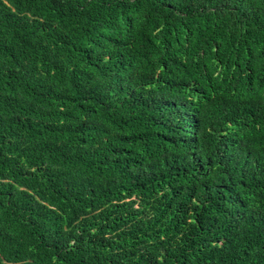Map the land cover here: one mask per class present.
Segmentation results:
<instances>
[{"label":"trees","instance_id":"obj_1","mask_svg":"<svg viewBox=\"0 0 264 264\" xmlns=\"http://www.w3.org/2000/svg\"><path fill=\"white\" fill-rule=\"evenodd\" d=\"M0 264H264V0H0Z\"/></svg>","mask_w":264,"mask_h":264}]
</instances>
